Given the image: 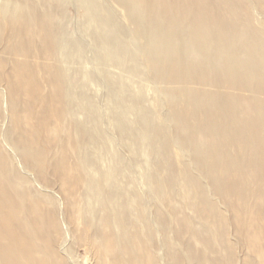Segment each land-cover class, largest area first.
Here are the masks:
<instances>
[{"label": "rangeland", "instance_id": "rangeland-1", "mask_svg": "<svg viewBox=\"0 0 264 264\" xmlns=\"http://www.w3.org/2000/svg\"><path fill=\"white\" fill-rule=\"evenodd\" d=\"M47 1L54 11L56 2ZM63 1L66 60L58 87L48 85L43 58L36 54L25 57L23 51L30 43L23 37H14V20L8 24L4 23V18L0 24V59L8 60L6 64L0 60V154L9 158L12 165L10 173L0 181L3 183L0 203L5 193L10 203L4 212L6 219L3 218L20 224L25 239L24 249H18L15 227L1 228L0 260L5 263L15 261L17 251H25L27 257L23 260L26 264H117L120 261L136 264L139 254L147 255L149 250L155 253L159 264H175L179 255L187 256L183 243L186 241L193 247L191 253L196 255L195 264L201 261L222 264L223 260V264H264V259L259 258V253L250 247L242 233L247 230V225L238 224L233 210L225 208L221 197L213 194L211 189H208L210 196L223 206L226 235L223 228L213 224L208 227L210 232H206L209 229L203 225L193 204L188 205V197L183 198L186 195L179 185H173L172 195L167 189L157 190L156 187L157 179L172 175L174 167L186 166L190 173L198 175L202 168V162L198 160L208 157L207 149H220L221 154H226L224 149L227 147L219 136L229 137L233 131L226 129L224 122L213 120L206 126L204 121L192 120L182 124L181 118L182 115L183 119L191 118L198 97L213 91L220 93L216 84L210 82L218 76V70H206L203 65H197L205 58L208 48V53L214 55L223 51L231 54L233 49L230 51L224 45L221 51L217 48L219 45H211L197 54L193 52V49L197 50L191 43L193 37H183L187 42L180 44L182 51L191 47L185 62L195 64V68L181 66L178 63L182 61L176 60L159 76L157 68H149L146 63L144 39L136 37L141 39L138 41L126 33V57L116 56L117 52L110 53L109 57L108 49L98 43V37H105L102 36L104 32L128 30L133 26L127 8L138 7L140 0H101L99 7L109 11L114 20L103 24L104 27L101 26L104 17L98 15L100 20H96L102 22L97 25L89 19L91 13L84 11L89 2ZM241 1L251 8L255 25L263 27L264 0ZM6 2L0 0L2 18L7 15ZM146 3L150 5L151 0ZM27 7L26 2L23 3L16 11L15 19L27 11ZM177 8L181 12L184 9L180 5ZM246 29L256 31L252 25L251 29ZM174 36L172 38H178L179 33ZM219 39L222 42L223 39ZM220 40H215L216 44ZM262 40L264 45V38ZM178 57L179 54L175 55ZM120 58L122 62H118ZM14 63L18 64L15 70L12 68ZM120 63L125 65L119 66ZM178 77L188 81H171ZM244 80L250 86H247L249 90L247 87L244 91L228 89L236 96V104L230 108L216 104L219 112H227L237 119L245 117L251 104L248 97L264 98L263 91L259 90L262 94L253 91L250 80ZM57 89L64 92L67 113H64L65 105L56 96L62 95L56 93ZM213 105V101L209 103L211 107L216 106ZM200 148L203 149L200 151ZM234 154L230 153L229 159L235 158ZM108 168L115 170L113 180L123 196L115 202L116 212L107 207L106 201L92 199L87 202V195L96 181L108 183ZM95 169L99 172L95 173ZM90 203L91 210L87 208ZM79 205L83 206L84 213L78 209ZM121 215L130 229L129 236L116 248L107 249L103 245L106 237L121 235L122 229L118 225L108 227L106 222L110 217L117 222ZM53 218H56L55 223ZM36 222L41 229L35 227ZM184 223L186 230L182 228ZM261 238L264 242V235ZM135 241L149 243V249H142L141 253ZM53 245L56 250L49 253ZM214 245L219 246L218 252ZM181 256L178 260L184 264Z\"/></svg>", "mask_w": 264, "mask_h": 264}, {"label": "bare ground", "instance_id": "bare-ground-1", "mask_svg": "<svg viewBox=\"0 0 264 264\" xmlns=\"http://www.w3.org/2000/svg\"><path fill=\"white\" fill-rule=\"evenodd\" d=\"M6 1L7 5H5L4 10L7 15L2 14L3 18L2 16L0 17V24H2L1 20H4V18V23L8 24L11 20H14V37L15 35L23 37L24 40L30 43L23 51L26 55L25 57L36 54L39 55L40 58H43L44 61L42 65L46 67L45 71L48 73V85L58 87L60 85V80L63 78V66L65 69L64 61L66 60V37L63 25L65 20L64 1L52 0V3L56 2L54 11L51 7V3L47 0ZM84 1L90 4L87 8H84V11L86 9V11L91 13L89 19L96 21L97 25H100L102 22L96 20H100V16L105 19L101 26L114 21L109 11L103 10L101 6L99 7L102 3L101 0ZM239 1L242 2L241 0H151L150 5H147L146 0H140L137 1L138 7L134 5L133 8H127L128 17L133 26L129 27L128 30L119 29L112 33L104 32L102 36L105 37L99 35L98 43L101 47L105 46L106 49H108L106 52L108 55L112 52H117L115 54L116 56L126 57L128 55L125 51L126 47H124V43H126L125 37H127L126 33H128V35L131 34L130 37L144 39V44H146L144 50L146 63L149 65V68H157L159 76L168 64L170 65V63H174L176 60L182 61V63H178L181 66L195 68V64L189 61L185 62V59H189L188 56L191 47L188 50L182 51V46L180 44L187 42L183 37H193V40L191 39L192 46H197V50L193 49V52L195 51L197 54L202 53L205 48L211 47V45H213V47L214 45H219V47H217L218 50L221 46L224 47V45L230 51L233 49L231 54H229L230 52L225 54L223 51L222 53L220 52V55L219 53L218 55L210 53V55L208 53V48L205 58L198 62L197 65H203L204 67L202 68H206V70L208 68L218 70V76L213 77L210 82L216 84L220 93L213 91L212 93L203 94L198 97L197 104L192 108L191 115L189 116L191 118L186 119V117L183 119V115L181 118L182 124H185V122L191 123L192 120H194V122L204 121L206 126L210 125V122L213 120L219 123L224 122L225 128L229 129V131H233V134L229 133V137L225 135L219 136V139L223 142L225 147H227L224 149L227 151L226 154H221L220 149L214 151L213 149H207L208 157H204L203 161L198 160L202 162V168L200 169V167H198L201 171L198 175L193 174L192 171L190 173L189 167H174L171 171L172 175L165 179H157L156 187L157 190H161V188L167 189L172 195L174 193L171 190L173 185H179L186 195L183 198L186 199L188 197V205L193 204L194 209L198 210L201 221H204L203 225L206 224L208 228L209 225L213 224L224 229L226 228V220L223 215V206L210 196L208 189H211L213 194L221 197L225 204V208L233 210L236 215L234 220L238 222V224L244 223L247 225V230L244 232L242 231V233L245 234L244 237L248 244L251 245L250 247L259 253V258L264 259V242L260 240L264 235V98L259 99L256 96H249L248 99H250L251 103L248 105L249 113L245 117L238 119L232 118L227 112L221 113L217 110L218 105H224L230 108L236 104V96L230 93L228 89L238 88L244 91L248 86L244 79H246V81L247 79L250 80L253 91L259 92L260 94H262L261 91H263L264 93V45L262 40L264 38V25L263 27L255 25L253 22L254 18H252V14H250L249 11L251 8H249L248 4L244 5V3L241 4ZM25 2L28 6L27 11L20 13L19 16L16 17V22L15 13ZM179 5L184 8L182 12L177 8ZM135 8L137 9L135 10ZM153 10H155L154 13H152ZM251 25L257 32H252L253 30L249 32L246 29L247 27L251 29ZM100 32L102 31L100 30ZM100 32H98V34ZM177 33H179V37L172 38L175 37L174 35ZM211 37H216V39H212ZM218 37L223 39L222 42ZM137 40L140 41L139 39ZM215 40L220 41H217L216 44ZM31 42H34V44H31ZM220 50L222 51L223 48ZM5 52L7 53L8 51ZM177 54H179V57L175 58ZM2 59H0L2 60L1 63L6 64L8 60L4 57H2ZM122 60L123 59L120 58L118 62H122ZM124 65V63L119 64V66ZM12 68L14 70L15 68L17 69L18 64L14 63ZM240 75L246 77L243 76L240 78ZM171 81L183 83L188 80L183 77H178ZM190 83H192V81L189 82V85ZM248 87L250 88V86ZM248 87L247 90H249ZM56 93L62 94L56 96L60 99L61 104L65 105L64 113H67L68 108L66 102L64 103V92L57 89ZM212 101L214 105H218H213L214 107L209 106V103ZM236 130L240 132V135ZM247 132L248 134H246ZM202 149L203 148H200L199 150L201 151ZM232 152H235V158L231 160L229 159V156H231L229 154ZM8 162H10L9 158L0 154V181L10 173L12 165L11 162ZM180 162H183V160L180 159ZM90 163L92 164V161ZM97 172H99L98 169L95 173ZM189 173L190 175H188ZM201 173L204 174L201 175ZM86 174H88V172H86ZM106 174V176L109 177L108 183L104 185L100 180L96 181L87 195V202L92 199L100 202L106 201L107 207L112 212H116L115 202L123 196L121 191L116 189L117 182L113 180L115 170L110 168L106 171ZM2 185L3 183L0 182V190ZM250 198H252V200L249 203L248 199ZM8 203H10V198L3 193L0 203V229L15 227L17 231L15 242L19 244L18 249H20V247L24 249L23 245L25 239L21 235L23 227L20 224L17 225L15 222L10 223L5 220L6 217L4 212ZM87 205L88 204H86V206ZM79 206L80 208L78 209L84 213L85 210L83 206ZM87 208L91 210L93 208L92 204L90 203ZM200 209L203 212H201ZM29 213L30 210L27 212L28 216ZM3 217H5V219ZM122 217L124 219V216L121 215V219L117 222V219H112L114 223L110 217L109 221L106 222V226L108 227L118 225L122 229L121 235H106L107 237L106 239L104 238L105 241L103 245L107 247V249L116 248L118 244L125 242V239L129 236L130 229L122 220ZM53 221L55 223L56 218H53ZM29 225L32 228V219H30ZM148 225L152 227L151 224ZM35 227L41 229V225L38 222L35 223ZM55 227L57 226L55 225ZM182 228H185V230L187 229L185 223L182 224ZM213 228L215 227L213 226ZM213 228H211L212 232H214ZM221 228L220 231L218 230L220 234L223 235L224 233L226 235L227 231L224 229L222 233L221 230L223 229ZM217 229L218 227L216 231ZM135 232H137V229ZM206 232L209 233L210 229L208 231L206 230ZM107 233L109 234V232ZM220 234H218V236ZM222 235L220 236L223 237ZM209 236L210 235H208L207 238H209ZM1 237L0 235V240H2ZM204 238L203 235V239ZM209 239L212 242V238L210 237ZM8 243H10V241ZM183 243L187 256L178 255L182 257L184 264H195V259H197L195 258L196 255H192L193 253H191V251L194 252L193 247L189 242L185 241ZM54 246L55 245L51 247V250H48L49 253L56 250ZM135 246L140 252L142 249H149V243L142 244L135 241ZM124 248L128 247L124 246ZM213 248L217 250V252L220 249L219 246L215 245ZM1 250L2 248L0 247V251ZM141 253H143V251ZM179 256L177 260H174L176 262L175 264H180V260H178ZM26 257L27 254L25 251H17L15 261L5 263L1 259L0 264H26L23 260ZM204 257L206 258V256ZM199 261H201V258ZM149 262L150 264H159V260L155 253L149 252L148 250L147 255L139 254L136 264H148ZM215 262H217V259ZM64 263L65 262H63V264ZM117 264H125V262L120 261ZM197 264H208V262L201 261L197 262Z\"/></svg>", "mask_w": 264, "mask_h": 264}]
</instances>
